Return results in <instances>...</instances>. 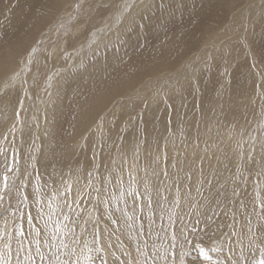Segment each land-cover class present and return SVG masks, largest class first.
<instances>
[{
    "label": "bare ground",
    "instance_id": "1",
    "mask_svg": "<svg viewBox=\"0 0 264 264\" xmlns=\"http://www.w3.org/2000/svg\"><path fill=\"white\" fill-rule=\"evenodd\" d=\"M13 1H15V0H13ZM27 1H29V0H27ZM30 1H32L31 5L35 6V3H33V0H30ZM203 1H202V3H203ZM243 1H244V3H243L244 5L241 6ZM20 2H22V1H20ZM130 2L133 4V8L129 10L131 15L129 16L128 19H122L120 23L116 22V16H117V12H118V6L123 3V0L122 1L121 0H55L54 2H51L52 3L51 7L53 9H56V11H55V16L53 17V19H51L49 21V24L46 26V29L49 32L52 31V29L56 23L61 25L60 21L63 20V17L67 16V14H66L67 12H70L71 10L74 11V10L78 9L76 7V5H79L78 10L81 9V13H80V15L78 14L79 18H77V16H76V18H77L76 22L72 23V26L70 27L68 32L65 34L66 36H64V35L60 36L59 40L55 43L56 47L58 48V52L61 53L60 49L66 50L65 58H67V62L65 64H62V65L60 64L61 67L58 66L60 69H58V67H57V69H54L55 70L54 72L47 71L44 73V77H46L48 74V76H51V79L49 80V78L47 77L48 82H47L45 89H43L42 92L40 91V95L38 94V96H37V105H36V107H34L36 110L34 123L32 124V127H30V130H32L33 134H34L33 135L34 136L33 137L34 138L33 143L35 146V154L34 155L37 154L38 150L40 153V150H41V152H44V150L46 149L47 154H46L45 158H43V161L46 162L47 160L52 159L53 163H54L55 157L58 159L57 162H55L53 164L54 167L51 168V171L49 170L50 172L48 171L47 173H45V170H43V172H40L41 173L40 177H42V179H41V181L39 180V182H37V183H39L40 185H44L45 181L48 182L47 185L41 189V196L44 197L45 200L47 198V194L51 193L53 188H60L61 180H67V181L71 182L73 185H75V187H82L84 189V192H86L85 190L86 189L88 190L89 187L87 186V183L84 180L86 178L85 175L89 171H92V174L94 176L93 186L96 185V186H98L97 188L102 189V191L99 192V197L101 196L100 205H102V208H100V211H99L101 213V215H99V218L101 216L104 220L107 219V217H106L107 215L105 213L106 208L110 209V211L113 213L109 214V216H110L109 219H111L112 222H114L115 226L117 227V228H115V230L113 229L114 231L117 230L116 231L117 234L115 232L111 233V231H112L111 228L109 231L107 229V227H104V228L101 227L100 223H99V225H96V228H95V230H96L95 232H99L103 237L101 255H103L109 261H112V258H113L112 254L114 252V249L116 248L117 239L120 238L121 235L126 236V237L127 236L130 237V239L133 241V243L138 244V245H140L142 243L141 240L143 241V239H141L137 233L138 229L136 230V228H135L136 225H133V223H132L133 219H129V216L133 212L134 208H135V210L137 208L145 209L142 207L143 206L146 207V205H144V203L146 204V202H144V200H141L139 198L140 195H142L144 193L145 186L148 187L151 199L154 202L158 200V201H163L164 203L168 204V207H163V205L162 206H158V205L156 206L155 204L153 205V209L156 206L157 211H159L160 213L163 212V214L161 213L162 215H164L165 213L169 214V209L172 208L171 201L175 197V194L177 191V187H178L177 180H179L181 182L180 191L181 192H188L189 193V199L192 202L202 205L201 201H205V204L207 205L206 206L205 204H203L206 207L204 209L202 207H200L198 210L189 209L187 207L175 209V211L178 213V216L183 215L188 219V217H190L192 213H194L196 215L197 212H200V213L210 212L212 210V207L214 206V202L206 201L202 197L203 195L201 196V194L206 193V192H203L204 186H205V188H207L206 195L208 194V185L205 184L202 188L201 193H197L198 182L200 180L205 179L206 177H211V179L215 182V187L213 189L214 193L215 192L229 191V189L231 187L230 188L228 187L229 189L225 191V189H227L226 185L231 186L232 184H236L235 182L239 178V176H240L239 174H241L240 172H244L245 168L249 166V165L245 166L247 164L246 163V156H245L244 162H241V160H240L241 154H243L244 152L239 153L240 149L243 148V147H241V142L245 141V139H247V141H248L250 134H253V132L251 133L249 131L250 125H248L249 123H247V121L249 120L248 122H250L251 119L254 118L253 115L256 116V114L264 116V114L261 111V106H262V104H264V100H262V96H264V85H262V88L259 92L257 91L256 87H254L253 89H255V88L256 89L252 90V91L249 89V87H247L245 89L246 91L244 90V94H242L243 93V91H241L242 89L241 90L238 89L240 92H242V93L239 92L242 95L240 97H238L239 96V94H238L237 95L238 98H237L236 97L237 93H235V95H233L234 96L233 100H227V97H224V98L221 97L226 92V90L223 92V90L225 89V88H223L221 94L217 93V94L221 95L220 97L218 95L216 96V92H214L215 97L213 96V98H215V100L213 99V102L211 101L210 106L209 107L207 106L209 109L206 107L209 111L206 109L207 112L204 114V116H203V114L201 116L202 112H200V116H198L197 113H199L198 112L199 110L197 109V113H195V116L196 117L198 116V119H197L198 121L197 120L192 121V119L190 120V118L187 121L186 120L187 118L184 117V119L186 118L185 120L187 122H184L185 127L182 124L183 126L181 129L180 128L181 124L179 125L177 123V121L174 120L177 123L175 126L176 129H177L178 125L180 127L177 129L178 131H175V129L169 130L170 133H168V134H167V132H165L166 129H163V128H165V124L167 125V123H168V120L167 121L165 120L166 116L164 117V120L166 121V123L163 125L164 127L162 128V127L157 126V125H160V126L162 125V124H160L161 123L160 119H163V118H160L161 116L158 113L159 111H161V110H159L160 104H162L163 102H166L168 100V98L169 99L171 98L174 102L178 103L181 100V97L183 94L182 89L185 88V86L187 88V86L190 85V86H193L194 88H196L198 69L202 68L203 66L208 64L209 63L208 61L212 59V56L216 55V54L213 55L212 51H213V49H215L219 45V43L221 44L223 42H226L225 46L229 42H233L236 45L240 44V46L242 47L241 54L245 55L246 57L249 56V58L253 62V66H254L255 80L257 81V83L260 82L261 76H264V69L261 68V70H258L255 66L256 65L254 63L255 62V56H254V53L252 51V47L250 45L251 43L249 42L250 41L249 37L251 36L252 32H254V30L262 27L261 25L264 22V20H263L264 19V0H223L219 3H217V7L220 8L221 10L223 9L222 11H225L227 13L228 12L230 13L233 8L236 9L237 7H239V9H238V12L233 11L234 14H232L233 12L231 13L232 19L230 20V23H228V25L226 27H224V30L222 32H218V33L215 32V29L218 28L215 25L214 32L212 30L211 33H209V32L207 33V38L205 39V42H204L205 47L203 46L202 50H200V52L203 50H206L205 53H203L204 52L203 51L198 55H196V54L192 55L191 54L192 55L191 57L189 56L185 61L180 63L173 70H170V69L165 70V69H168L167 68L168 66H170L168 63H165L164 66H161L162 67L161 70L153 71L152 73H155V75H153V77L148 79V80L146 79V81L143 83L139 82V79L137 77L135 78L133 75H124L123 77H121L119 79V81H117V83H113L111 86H106V85L102 86L104 84V82L106 83L108 81V78H110L109 73H108L109 58L112 59L113 57L117 56V54L112 55L109 53V52H112V46L110 47V49L108 51L106 50L107 52L104 50V46L107 48V45H110L113 42L116 45H119L120 41L123 39V38L121 39V37L123 35H125L128 31H130L132 29H137V26L139 23L138 21H140V24H141V22H142L141 17L145 14L146 11L151 10L153 8V4H154V0H130ZM176 2H178V1H176ZM9 3H11V2H9ZM28 3H30V2H28ZM38 3H41V2H38ZM164 3H165V1H164ZM194 3L196 4V1ZM7 4H8V2H7ZM21 4L22 3H20L19 5H21ZM165 4H167V3H165ZM173 4L174 3H172L171 5H173ZM195 4H194V7H196ZM8 5H10V4H8ZM17 5H18V3H17ZM163 5H161V6H163ZM171 5H170V7H171ZM185 5H183L184 9H185ZM166 6L167 5H165V8H166ZM159 7H160V5H159ZM177 8H178V6H177ZM218 8L216 10H218ZM105 9H107V14L100 15L101 12H103V11L105 12ZM162 9H163V7H162ZM13 10H14V8H13ZM176 10H178V9H176ZM18 11H19V9H15V12H18ZM183 11H185L187 13L188 10L187 11L183 10ZM171 12H172V10H171ZM174 12H175V10H174ZM210 12H212V11L210 10ZM178 13L175 14V18H177L176 15ZM197 13H198V9H197ZM209 14H211V13H209ZM5 15H7V14H5ZM125 15H128V14L126 13ZM186 15L188 16V14H186ZM204 15H206V13H204ZM172 16H170V17H172ZM179 16H181V15H179ZM198 16L200 17V15H198ZM0 17H2V16H0ZM18 17L21 18L20 15ZM194 17L195 16H193V18ZM19 18H17V20L14 19V21L12 22L13 27H15L18 24V22L20 20ZM166 18H169V17H167V15H166ZM207 18L204 19L206 23L208 22V21H206ZM182 19H181V23H179V24H182ZM175 20H177V19H175ZM189 20L190 19H188V21ZM183 21H184V19H183ZM191 21L193 22L192 19H191ZM201 21H202V18H201ZM44 22H45V20L43 18H41V16H38L36 18V21L34 23H32V25L30 26L31 30L29 33H32V36L35 37L34 39L33 38L32 39L33 40L36 39V42L33 43L34 47H33V44L29 47L27 53L25 54V56L23 57V59L19 65H14L15 64V62H14L15 57L14 56L17 53V51L19 50L20 45L24 44V41H25L24 36H21L19 33L17 35H16V33H14L13 35L10 33L12 36H9V37H12V40L8 44H6V42L3 43V41H6L7 39L2 41L3 44L0 43V93L4 94V92L6 91L5 89H7L9 87L10 88H16V87L20 88L21 91H23V93H24L25 87L27 88V82H28L27 79H29V78H27V72H28V69L30 67V64L28 63V61L30 59L29 54L32 53V56H31V59H32L33 55H34L32 52L33 48H35L37 50L40 47V45L41 46L44 45V44H41V41H42L41 39H43V37H45L44 32L46 31V29L44 32H41V29L39 27L40 24H43ZM185 22H183L182 25H186L187 23L184 24ZM211 22H209V23H211ZM193 23L195 24V21ZM196 23H198V22L196 21ZM155 24H156V22H155ZM198 24L201 25V22ZM151 25H150V28L152 27ZM172 25L174 27V24H172ZM203 25L205 26L204 22H203ZM234 25H236V27ZM88 26L89 27L92 26L90 28H92L93 30L89 33L90 34V36L88 35L89 38L86 37L87 39L86 38L82 39V37H84L85 34H84V36H82V35L80 36V34H82L83 28H85V27L87 28ZM142 26H143V24H142ZM153 26H154V24H153ZM155 27H157V25H155ZM190 27H192V26H190ZM7 28H8V26H7ZM200 28H203V27H200ZM211 28H213V27H211ZM167 29H168V27H167ZM227 29H228V32H227ZM87 30H85L86 33H87ZM201 30H203V29H201ZM171 31H172V29H171ZM179 31H180V29H179ZM52 33H54V32H51V34ZM168 33H169V30H168L167 34ZM175 33H178V32H175ZM204 33L206 34V32H204ZM154 34H156V32ZM263 34H264V32H263ZM181 35H184V34L181 33ZM225 35H229L230 37H227ZM38 36H40L39 39H38ZM168 37H170V36H168ZM224 37H227V38H224ZM124 38H126V37H124ZM163 38L161 40H163ZM165 38H166V36H165ZM173 38H174V35H173ZM28 39H30V38H28ZM170 39L172 40V36ZM191 39H192V37H191ZM141 40H142V38H141ZM165 40H167V39H165ZM174 40H176V38ZM70 41H73V42H71L70 52H69V51H67L66 47H69L68 42H70ZM31 42H30V44H31ZM125 42H126V40L124 39L123 43H125ZM215 42H219V43H215ZM157 44H160V43H157ZM172 44H173V42H172ZM212 44H213V46H215V48L212 47ZM160 45L162 46L163 44H160ZM228 45L231 47L233 46V44H228ZM152 46H153V44H152ZM30 49H31V51H30V53H28ZM102 49L104 50V55L101 54ZM216 49H218V48H216ZM165 50H166V48H165ZM216 52H218V51H216ZM107 53H108V55H107ZM221 54L228 55L229 52L228 51L226 52L225 50H223L221 52ZM51 55L52 56H50L48 58L49 61L51 60V58L55 57V54H51ZM44 58L47 59V56H44ZM90 58H92V59H90ZM223 58H225V57L223 56ZM226 58H228V57H226ZM85 59L88 60V61H86V63H85ZM178 59H180V58H178ZM195 59H196V61H194ZM89 60H91V61H89ZM211 62H212V60H211ZM67 64H69V66H70V71L69 70L66 71V66H68ZM110 65L113 66V64H111V63H110ZM189 65L191 67H189ZM198 66H199V68H197ZM208 66H209V64H208ZM220 66H221V64H220ZM115 67H116V65H115ZM173 67H175V66H173ZM211 67H212V65H211ZM221 68H222V66H221ZM41 69H43V67H41ZM225 69H226V67H225ZM43 71H44V69H43ZM161 71H165V72H161ZM199 72H200V70H199ZM216 72H217V70H216ZM30 73H32V71H30ZM257 73H259L260 75H257ZM42 74H43V72H42ZM118 77H119V75H118ZM43 79H46V78H43ZM43 79H42V81H43ZM220 79H221V77H220ZM226 79H227V77H226ZM231 80H232V77H231ZM39 81H41V79ZM44 81H43V83H44ZM207 81H208V78H207ZM256 81H255V83H256ZM211 82H212V80H211ZM203 83H204V81H203ZM219 84H224V83H221V81H220ZM249 84H251V82ZM74 85H78V87H84L85 90H88L89 88H91V89H89L87 92H83V91L80 92L82 95L79 98V101L76 103V105L73 106V118L71 117L73 119L72 122H73V126L75 128L73 135L69 138V140H67L66 143H63L62 145H60V144L56 145V132H57L58 127H59V122L62 120L63 115L65 113V109L67 108L66 104H65V97L67 96L66 92L68 91V89L71 90V87H73ZM216 85L218 86V83ZM193 87H191V89ZM37 88L41 89L42 85H41V87L39 85V87H37ZM197 89H198V87H197ZM218 89H219V87H218ZM202 90H204V89H202ZM216 90H217V88H216ZM214 91H215V89H214ZM197 92H200V91H197ZM217 92H218V90H217ZM229 92H230V90H229ZM236 92H237V89H236ZM210 93H211V91L209 92V95H211ZM232 93L234 94V92H232ZM195 94H196V92H195ZM197 94H199V93H197ZM34 95L36 96V94H34ZM186 96H187V94H186ZM197 96L199 98V95H197ZM197 96H196V98H197ZM210 97H212V95ZM5 98H3V99H5ZM198 98H197V100H198ZM219 98H220V101H219ZM22 99H24V98H22ZM189 100H190V98H189ZM206 100H207V98L204 99L205 103H206ZM112 101H114V102L112 103ZM183 101H185V100H183ZM168 102L170 103V101H168ZM176 103H175V105H176ZM199 103H200V101H199ZM201 103H203V102H201ZM165 104L167 105V103H165ZM171 104H172V102H171ZM162 105H164V103ZM179 105H181V104H179ZM18 106H19V104H18ZM188 106H190V105H188ZM198 106L200 107V105H198ZM205 106H206V104H205ZM161 107H163V106H161ZM20 109H22V108L20 107ZM20 109H18V111ZM170 109L168 108V110H170ZM202 109H204V107H202L201 110ZM22 111H23V109H22ZM163 111H165V109ZM165 112H167V111H165ZM138 113L141 115L142 118L145 117L147 124L151 123L150 121L155 123V124H153V128L150 127L152 130L149 129L147 131H144V129H142V131L147 132L146 133L147 135L145 134L147 137L145 136L146 138L144 140L142 139V141L141 140L136 141L137 139L139 140V138L135 137L136 138V140H135L133 137L134 136L133 133H131V134H128L127 136H123V139H117V133L120 129H124V127H129V126L131 127L132 125H135L136 115H138ZM168 113H170V112L168 111ZM182 113H183V111H182ZM253 113H255V114H253ZM187 115H188V113H187ZM139 116H138V118H139ZM158 116H160V117H158ZM190 116H191V118L193 117L192 114ZM130 117H135V119L130 120ZM196 117L193 118V120L196 119ZM258 117L256 116V118H258ZM166 118L169 119V117H166ZM174 118H175V116H174ZM174 118H172V119H174ZM176 118H177V116H176ZM180 118L182 119V115L180 116ZM256 118H254V120H252V121L256 122L255 121V120H257ZM170 119H171V117H170ZM184 119H182V120L184 121ZM174 121H173V123H175ZM252 121H251V123H252ZM16 122H18V121L13 115V109L11 107L10 101L4 100V101L0 102V126H1L0 145H2V146L5 145L3 136H4V134H6V132L8 130H15L16 129V124H17ZM162 123H164V121ZM187 126L189 128V131H192L191 133L187 132L188 131L186 128ZM171 127H169V129ZM253 127H254V125H253ZM173 128H174V126H173ZM246 128H248V131ZM129 129H131V128H129ZM139 129L141 130L140 127H139ZM69 133H70V131H69ZM20 135H16V137L20 136ZM45 136H48V137L46 139V142L44 141L45 142V144H44V143H42V140L45 139ZM259 136H260V134L258 135V137ZM139 137H141V134ZM253 137H256V136H253ZM252 142H254V141H252ZM27 148H29V147H27ZM94 150L97 151L95 163L100 165V168L98 171H96L93 167V151ZM243 150H248V149H243ZM54 151H55V154L53 153ZM257 154L258 153H256V155ZM1 158L2 157H0V162L2 161ZM256 159H257V157H256ZM258 159H259V157H258ZM32 160H35V158ZM33 163H34V161H33ZM244 163H245V165H244ZM174 164H175V166H174ZM238 164H242V166L239 169L237 167ZM189 165L191 166V176H192L191 181L186 180V173L189 172ZM181 167L183 168V171L179 170ZM250 167H252V166H250ZM242 168L244 169V171L242 170ZM201 169L203 170V175H201ZM248 169L246 168V171H248ZM52 171H53V173H52ZM130 171H131V176L129 175ZM165 172H167V176H165ZM251 172H253V171H251ZM101 174L107 180L110 181L107 184L106 188H104V185L101 183V181L99 179V176ZM247 175H248V173H247ZM242 176H243V174H242ZM24 178L25 177H23V179ZM116 178H119V180H120L119 185L116 184ZM254 180H255V178H254ZM53 181L55 183H53ZM244 181H245V179H244ZM189 183L191 184L190 188L185 186L186 184H189ZM229 183H231V184L229 185ZM254 183H255V181H254ZM250 185H252V188L254 187L252 182ZM130 186L134 190L137 191V198L135 201H134L132 196L127 194ZM233 186H235V185H233ZM232 189H230V191ZM31 191H32V188H31ZM61 191H62V189H61ZM230 191H229V193H230ZM122 192L124 193L123 196H121ZM252 194L253 193L250 191V198H251ZM165 197L167 198V201H165ZM82 199H83V196L81 197V201H82ZM221 199H223V198H221ZM57 201L62 203V200H60L59 196H57ZM81 201H80L78 206L73 205L74 211L71 213L72 218H73V216L77 215L76 213H78L79 211L81 212V210H82ZM4 205H6V203ZM54 206H55V204H54ZM248 206H249V204H248ZM43 208H44V212H43L42 217H38V219H37V222L40 224L41 227H44V221L47 220V218H48V209H47L46 203H43ZM249 208L252 209V207H250V206H249ZM182 209H185V212L182 211ZM223 209L225 210V208H223ZM151 210H152V208H151ZM31 211L35 215V211H36L35 207H32ZM153 211L155 212V209ZM249 211L245 210L244 213L247 214V213H249ZM182 212H184V213L182 214ZM220 212H221V210H220ZM143 213H145V212H143ZM12 214H13V209L11 208L9 210V212L3 218L0 219V228H4L5 226H8L11 229ZM141 214H140V216H141ZM96 215H98V213ZM221 215L223 216L224 214L221 213ZM192 216H194V215H192ZM241 216L242 217L239 218V223L237 225L238 232L243 230L242 227L245 228L246 223H247L245 221V216H243V215H241ZM185 217H183V218L185 219ZM79 219H80V217H79ZM192 219H193V217H192ZM200 219L203 220V216H201ZM251 219H252V217H251ZM99 220H101V219H99ZM163 220L165 221V223H163ZM255 220L257 221V218ZM6 221H7V225H6ZM77 221H79V220H77ZM183 221H185V220H183ZM223 221H224V219H223ZM230 221H231V219H230ZM178 222H177V224H178ZM188 222H189L188 225H190L191 218H190V221H188ZM220 222H221V220H220ZM65 223L70 224L69 222H65ZM82 223H85V222H83V221L79 222L80 228L83 227ZM153 223H155V225H153V226H154V228H156L155 232L153 233V234H155V236H153V237H156V241L159 242L164 237H166L165 235L167 232H165V229L171 228V227H169V220L166 217L164 219H160V220L154 219ZM166 223L168 224V226L165 225ZM114 224H113V226H114ZM177 224L175 223V225H177ZM186 224H187V222H186ZM181 225H182V223H181ZM181 225H180V227H181ZM161 226L163 227L164 230L160 229ZM75 227H76L75 225L71 226V228L74 230H75ZM184 227H187V226H184ZM253 227H255V225ZM92 228H94V227H92ZM148 228H149V226H148ZM148 228H145V229H148ZM172 228H174V226ZM172 228L170 229L171 231H172ZM141 229H142V227H141ZM225 229H227V228H225ZM245 230H244V232H245ZM66 231L68 233V229H66ZM76 231H78V230L76 229L75 231H73V233H71V236H70L71 239L70 240H72V241H71L70 247L76 248V251H77V253L81 259V264H86L87 258L89 256H94L96 254V252L94 250V246H93V239H94L93 233H91L90 236L87 234L78 235L76 233ZM185 233H186V231H185ZM228 233H226V234H228ZM246 235H248V234H246ZM169 236H171V235H169ZM257 236H259V235L257 234ZM68 237L69 236L67 235V238ZM226 237L227 236L225 235L223 241L226 240L225 239ZM244 237L245 236H243V238ZM73 239L78 240L79 243L73 245V243H72ZM126 239L127 238H125V241H126ZM144 239H145V237H144ZM147 239H145V240H147ZM154 239L155 238H153V240ZM234 239H237V238H234ZM246 240L248 241V239H246ZM253 240H255V241L254 242L252 241L251 245L253 244L254 247H258L256 245L257 244L256 242L260 241V239H257L255 237ZM220 241H221V239H220ZM223 241H222V244H223ZM235 242H234V244L230 243L231 245H228V247H227L228 250H225L226 255L220 254L221 259H225L228 256H232L234 259H239L241 252H243V255L245 254L244 248L240 244L245 243L246 241L245 242L240 241L241 243L237 242V245L235 244ZM225 243H227V242H225ZM89 244L90 245L92 244L93 254H91V252H89V249L91 248V246L89 247ZM146 244H147V242H146ZM251 245L249 246L248 242H247V246L252 247ZM150 246H151V244H150ZM13 247H15V244H13ZM254 247H253V250H254ZM149 249H151V248H149ZM229 249H231V251ZM253 252H255V251H253ZM255 254H256V252H255ZM244 257H245V255H244ZM179 261H178V264L180 263ZM97 263L98 262H96V264ZM183 264H189V261H186L185 263L183 261Z\"/></svg>",
    "mask_w": 264,
    "mask_h": 264
},
{
    "label": "rangeland",
    "instance_id": "2",
    "mask_svg": "<svg viewBox=\"0 0 264 264\" xmlns=\"http://www.w3.org/2000/svg\"><path fill=\"white\" fill-rule=\"evenodd\" d=\"M0 43H2L3 40L7 39L6 41H3V43L6 42V44H8L11 40H12V37H9V36H12L14 33H16V35L19 33L21 36H24V44L20 45V48L19 50L17 51V53L15 54V64L14 65H19L23 59V57L25 56V54L27 53L29 47L34 43L36 42V39L33 40L35 37L32 36V33H29L30 30H31V25L32 23H34L36 21V18L38 16H41V18H43L45 20V22L43 24H40V29H41V32H44L45 29H46V26L49 24V21L51 19H53V17L55 16V11L56 9H53L51 7L52 3L51 2H54L55 0H33V3H35V6L34 5H31L32 1H27V0H0ZM13 1V2H12ZM18 1V2H17ZM22 1V2H20ZM25 1V2H24ZM122 1V0H121ZM160 1V2H159ZM154 0V4H153V10H148L145 12V14L141 17V24H140V21H138V26H137V29H132L130 31H128L125 35H123L121 37V41L119 43V45H116L114 42L111 43L110 45H107V48L104 46V50L108 51L110 49V47L112 46V52H109L110 54L112 55H115L117 54V56L113 57L112 59L109 58V65H108V73H109V77L108 78V81L102 85V86H111L113 83H117V81H119V79L121 77H123L124 75H133L135 78L137 77L139 79V82H145L146 79H150L153 77V75H155V73H152L153 71L155 70H161V66H164L165 63H168L170 66H168L167 68L168 69H165V70H173L175 69L180 63H182L183 61H185L189 56L191 57L193 54H200L201 52L205 53L206 50H203L200 52V50H202V47L204 45V42H205V39L207 38V33H211V31L213 30L214 32V29H215V25L216 27H218L217 29H215V32H222L224 30V27H226L228 25V23H230V20L232 19V16H231V13L234 11V12H238V9L239 7H237L236 9L233 8L232 11L228 14L227 12L225 11H222L220 8L217 7V3L223 1V0ZM167 3L165 4L164 3ZM178 1V2H176ZM183 1V2H182ZM196 1V4L194 3ZM203 1V3H202ZM10 4L8 5L7 4ZM11 2V3H9ZM15 2V3H14ZM30 2V3H28ZM37 2V3H36ZM38 2H41V3H38ZM187 2V3H186ZM201 2V3H200ZM18 5L20 3H22L21 5ZM159 3V4H158ZM162 3V4H161ZM172 3H174L173 5H171ZM179 5H178V4ZM196 7H194V4ZM244 1L242 2L241 6L244 5L243 4ZM2 4V5H1ZM13 4V5H12ZM16 4V5H15ZM24 4V5H23ZM164 4V5H163ZM186 4V5H185ZM211 4V5H210ZM160 5V7H159ZM163 5V6H161ZM165 5L166 8H165ZM171 5V7H170ZM182 5V6H181ZM185 5V9H184V6ZM193 5V6H192ZM2 6V7H1ZM14 6V7H13ZM22 6V7H21ZM173 6V7H172ZM178 6V8H177ZM240 6V7H241ZM18 7V8H17ZM156 7V8H155ZM163 7V9H162ZM176 7V8H175ZM194 7V8H193ZM217 7L218 10H216L215 8ZM14 8V10H13ZM171 8V9H170ZM174 8V9H173ZM191 8V9H190ZM15 9H19L18 12H15ZM73 9V8H72ZM79 9V8H78ZM71 10L70 12H67V16L66 17H63V20H61V25H59L58 23H56L52 29L51 32H54L51 34V32L46 31L44 32L45 33V37H43V39H41V44H44V45H40V47L36 50L35 53H33V58L31 59V63H30V67L28 69V72H27V79L28 82H27V88L25 87V91L23 93V91H21L20 88H7L5 89L6 91L3 93H0V102L4 101V100H9L10 101V104H11V107L13 109V115L14 117L17 119L18 122H16V129L15 130H8L6 132V134H4V143L5 145L2 146L0 145V149H4L7 153V155L9 157L12 156L13 154V149L16 150L17 153H19L20 157L22 158L21 159V165L23 168H26L27 169V173L30 174L31 176V179H32V182L33 184H36L37 182H39V180L41 181L40 179V175L41 173L40 172H43V170H45V173H47L49 170L51 171V168H53V164L55 162H57V158L55 157L54 159V163H53V160H47L46 162L43 161V158H45L46 154H47V151L46 149L44 150V152H41L40 150V153H39V150L37 152L36 155L35 154V146H34V143H33V131L30 130V127H32V124L34 123V118H35V113H36V110L34 107H36L37 105V96L38 94L40 95V91L42 92L43 89H45L46 85H47V82H48V74L46 77H44V73L47 72V71H52L54 72L55 70L54 69H57L58 66L61 67L62 64H65L67 62V58H65V52L66 50H62L60 49L61 53L58 52V48L56 47L55 43L59 40L60 36L64 35L66 36L65 34L68 32V30L70 29V27L72 26V23L76 22V19L79 18L78 14L80 15L81 13V9L80 10ZM157 9V10H156ZM170 9V10H169ZM178 9V10H176ZM196 9V10H195ZM197 9H198V13H197ZM7 10V11H6ZM163 10V11H162ZM168 10V11H167ZM172 10V12H171ZM175 10V12H174ZM183 10H188L187 13ZM203 10V11H202ZM210 10L212 12H210ZM220 10V11H219ZM76 11V12H75ZM80 11V12H79ZM215 11V12H214ZM179 12V13H178ZM234 12L232 14H234ZM12 13V14H11ZM178 13L176 15L177 18H175V14ZM184 13V14H183ZM201 13V14H200ZM203 13V14H202ZM204 13H206V15H204ZM211 13V14H209ZM227 13V14H226ZM7 14V15H5ZM11 14V15H10ZM63 14V13H62ZM103 14H107V9H105V12H101L100 15H103ZM173 16H172V15ZM188 14V16L186 15ZM20 15L21 18H19L18 16ZM166 15L167 17L169 18H166ZM172 17H170V16ZM200 15V17L198 16ZM209 15V16H208ZM231 17H230V16ZM77 16V18H76ZM145 16V17H144ZM184 18H183V17ZM187 16V17H186ZM193 16H195L193 18ZM202 16V17H201ZM5 17V18H4ZM184 21H183V19ZM190 17V18H189ZM208 17V18H207ZM225 17V18H224ZM229 17V18H228ZM7 18V19H6ZM17 18H19V22L18 24L13 27V24L12 22L14 21V19L17 20ZM67 18V19H66ZM167 20H166V19ZM171 18V19H170ZM186 18V19H185ZM201 18H202V21L204 22L205 26L203 25V22L201 21ZM205 18L206 21H208L207 23L205 22ZM221 18V19H220ZM12 19V20H11ZM140 19V18H139ZM146 19V20H145ZM169 19V20H168ZM177 19V20H175ZM181 19H182V24L183 22H185L184 24L186 25H182V24H179L181 23ZM188 19H190L188 21ZM191 19L193 20V22L195 21V24L191 21ZM209 19V20H208ZM229 19V20H228ZM5 20V21H4ZM144 20V21H143ZM159 20V21H158ZM172 20V21H171ZM174 20V21H173ZM264 20V19H263ZM149 21V22H148ZM162 23H161V22ZM164 21V22H163ZM196 21L198 23L201 22V25L196 23ZM213 23H212V22ZM7 22V23H6ZM153 22V23H152ZM156 22V24H155ZM159 22V23H158ZM211 22V23H209ZM165 23V24H164ZM179 25H178V24ZM194 25H193V24ZM215 23V24H214ZM95 24V23H94ZM143 24V26H142ZM152 24V25H151ZM154 24V26H153ZM162 24V25H161ZM174 24V27L173 25ZM176 24V25H175ZM8 28H7V26ZM150 25L152 26L150 28ZM155 25H157V27H155ZM181 25V26H180ZM196 25V26H195ZM211 25V26H210ZM141 26V27H140ZM192 26V27H190ZM236 27V25H234ZM262 27L261 28H257L256 30H254V32H252L251 36L249 37V42L251 43V47H252V51L254 53V56H255V66L258 70H261L264 69V22L263 24L261 25ZM13 27V28H12ZM92 27V26H90ZM89 26L86 28H83L82 30V34H80V36H85L82 37V39L84 38H89L90 36V32L93 30L92 28H90ZM143 27V28H142ZM163 29H162V28ZM168 27V29H167ZM173 27V28H172ZM182 27V28H181ZM200 27H203V28H200ZM213 27V28H211ZM180 31H179V29ZM189 28V29H188ZM222 28V29H221ZM88 29V30H87ZM155 29V30H154ZM158 29V30H157ZM172 29V31H171ZM194 29V30H193ZM203 29V30H201ZM208 31H207V30ZM221 29V30H220ZM234 29V28H233ZM85 30H87V33L85 32ZM169 30V33L167 34ZM177 30V31H176ZM189 30V31H188ZM206 30V31H205ZM263 30V31H262ZM89 31V32H88ZM154 31V32H153ZM186 31V32H185ZM148 32V33H147ZM156 32V34H154ZM158 32V33H157ZM165 34H164V33ZM172 32V33H171ZM175 32H178V33H175ZM206 32V34L204 33ZM227 32H228V29H227ZM12 35H11V34ZM171 33V34H170ZM184 34V35H181ZM205 35H204V34ZM9 34V35H8ZM48 34V35H47ZM174 35V38H173V35ZM192 34V35H191ZM195 34V35H194ZM226 34V33H225ZM31 35V36H30ZM51 35V36H50ZM56 35V36H55ZM89 35V36H88ZM133 35V36H132ZM136 37H135V36ZM159 35V36H158ZM177 35V36H176ZM27 36V37H26ZM59 36V37H58ZM63 36V37H64ZM148 36V37H147ZM155 36V37H154ZM161 36V37H160ZM164 38H163V37ZM166 36V38H165ZM170 36V37H168ZM172 36V40L170 39ZM176 36V37H175ZM188 36V37H187ZM227 37H230L229 35H225ZM40 36H38V39H39ZM126 37V38H124ZM134 37V38H133ZM142 40H141V38ZM150 37V38H149ZM168 37V38H167ZM192 37V39H191ZM205 37V38H204ZM227 37H224V38H227ZM9 38V39H8ZM30 38V39H28ZM33 38V39H32ZM46 38V39H45ZM86 38V39H87ZM163 38V40H161ZM176 38V40H174ZM185 38V39H184ZM188 38V39H187ZM124 39L126 40L125 43H123ZM148 39V40H147ZM156 39V40H155ZM158 39V40H157ZM167 39V40H165ZM169 39V40H168ZM155 40V41H154ZM165 40V41H164ZM193 40V41H192ZM224 40V39H223ZM32 41V42H31ZM157 41V42H156ZM235 41V40H234ZM31 42V44H30ZM65 42V41H64ZM71 42L73 41H70L68 42V46L69 47H66L67 51L70 52V46H71ZM143 42V43H142ZM153 42V43H152ZM164 42V43H163ZM173 42V44H172ZM2 43V44H3ZM28 43V44H27ZM146 43V44H145ZM157 43H160V44H163L162 46L160 44H157ZM175 43V44H174ZM215 43H219V42H215ZM225 43L226 42H223V43H219V45L216 47V48H220L219 50L215 48V46H213L212 44V47H214L215 49H213L212 53L213 55L215 56H212V62L211 60H209L208 64H206L205 66H203L202 68H199V66L197 68L198 71H197V86L196 88H194L193 86H190L188 85L187 88L185 86V88L182 89V97H181V100L176 103L174 102L171 98L166 101V102H163L164 105L160 104L159 106V115L161 116H158L160 118H163V119H160L161 120V123L162 124L161 126L160 125H157L158 127H164L163 125L166 123V121L168 120V123L167 125L165 124V128L163 129H166L165 132L170 133L169 130H174L175 131H178L177 129L180 127L179 125L181 124V129H182V126L184 125V122H187L188 119L190 118V120L192 119V121H195L198 119V116H200V112L201 113V116L207 112L206 109L210 106L211 104V101L213 102V99L215 100V98H213V96L215 97V93L216 92V96L218 95L219 97L222 93V90L223 88H225L223 90V92L226 90L225 94L222 95L221 97H227V100H233L235 93L236 94V97L237 95L239 94L238 97H240L242 94H244V90L249 87V89L252 91V90H255L253 89L254 87H256V84H257V81L255 80V71H254V66H253V62L251 61V59L248 57H246L245 55H242L241 54V51H242V47L239 45H236L235 43L233 42H229L227 43V45L225 46ZM30 44V45H29ZM36 44V43H35ZM117 46H115V45ZM153 44V46H152ZM165 44V45H164ZM167 44V45H166ZM228 44H233V46H229ZM109 46V47H108ZM173 46V47H172ZM33 47H34V44H33ZM162 47V48H161ZM166 50H165V48ZM168 47V48H167ZM225 47V48H224ZM153 48V49H152ZM170 48V49H169ZM156 51H155V50ZM164 49V50H163ZM222 49V50H221ZM227 49V50H226ZM229 49V50H228ZM104 50L102 49L101 50V54L104 55ZM225 50L226 52L228 51L229 54L228 55H224V54H221V52ZM31 49L29 50L28 53H30ZM42 51V52H41ZM106 51V52H107ZM183 51V52H182ZM192 51V52H191ZM197 51V52H196ZM199 51V52H198ZM218 51V52H215ZM232 51V52H231ZM103 52V53H102ZM138 52V53H137ZM256 52V53H255ZM42 53V54H41ZM46 53V54H45ZM95 53V52H94ZM48 54V55H47ZM51 54H55V57L51 58V60L49 61L48 58L50 56H52ZM99 54V53H98ZM138 54V55H137ZM173 54V55H172ZM178 54V55H177ZM192 54V55H191ZM41 55V56H40ZM61 55V56H60ZM108 55V53H107ZM236 55V56H235ZM37 56V57H36ZM40 56V57H39ZM44 56H47V59L44 58ZM151 56V57H150ZM223 56L225 58H223ZM59 57V58H58ZM63 57V58H62ZM216 57V58H215ZM219 57V58H218ZM228 57V58H226ZM259 57V58H258ZM116 58V59H115ZM135 58V59H134ZM180 58V59H178ZM92 59V58H90ZM199 59V58H198ZM223 59V60H222ZM248 59V60H247ZM177 60V61H176ZM229 60V61H228ZM236 60V61H235ZM240 60V61H239ZM242 60V61H241ZM86 60L85 59V63H86ZM91 61V60H89ZM196 61V59L194 60ZM223 63H222V62ZM228 61V62H227ZM244 61V62H243ZM251 61V62H250ZM13 62V63H14ZM64 62V63H63ZM127 62V63H126ZM136 62V63H135ZM250 62V63H249ZM113 64L112 65H110ZM130 63V64H129ZM225 63V64H224ZM61 64V65H60ZM212 67H211V65ZM222 68H221V66ZM232 64V65H231ZM49 65V66H48ZM68 66H66V71H70V66L69 64H67ZM116 65V67H115ZM153 65V66H152ZM259 65V66H258ZM48 66V67H47ZM126 66V67H125ZM135 66V67H134ZM175 66V67H173ZM226 69H225V67ZM228 66V67H227ZM233 66V67H232ZM41 67H43V69H41ZM140 67V68H139ZM189 67H191L189 65ZM209 67V68H208ZM31 68V69H30ZM128 68V69H127ZM204 68V69H203ZM225 70H224V69ZM228 68V69H227ZM231 68V69H230ZM39 69V70H38ZM46 69V70H45ZM58 69H60L58 67ZM203 69V70H202ZM208 69V70H207ZM34 70V71H33ZM113 70V71H112ZM120 70V71H119ZM200 70V72H199ZM213 70V71H212ZM217 70V72H216ZM219 70V71H218ZM224 70V71H223ZM230 70V71H229ZM30 71H32V73H30ZM65 71V70H64ZM65 71V72H66ZM132 71V72H131ZM142 71V72H141ZM215 71V72H214ZM227 71V72H226ZM229 71V72H228ZM43 72V74H42ZM124 72V73H123ZM161 72H165V71H161ZM210 72V73H209ZM219 72V73H218ZM226 72V73H225ZM30 73V74H29ZM35 73V74H34ZM218 73V74H217ZM222 73V74H221ZM32 74V75H31ZM40 74V75H39ZM208 74V75H207ZM35 75V76H34ZM37 75V76H36ZM39 75V76H38ZM119 75V77H118ZM228 75V76H227ZM202 76V77H201ZM212 76V77H211ZM225 78H224V77ZM46 78V79H43V78ZM48 77V78H47ZM145 77V78H144ZM148 77V78H147ZM155 77V76H154ZM206 77V78H205ZM219 77V78H218ZM221 77V79H220ZM227 77V79H226ZM229 77V78H228ZM231 77H232V80H231ZM207 78H208V81H207ZM211 78V79H210ZM41 79V81H39ZM44 83H43V81ZM218 79V80H217ZM226 79V80H225ZM38 80V81H37ZM212 80V82H211ZM204 81V83H203ZM210 81V82H209ZM221 81V83H224V84H219ZM230 81V82H229ZM256 81V83H255ZM40 82V83H39ZM209 84H207V83ZM239 82V83H238ZM251 82V84H249ZM203 83V84H202ZM218 83V86L216 85ZM228 85H227V84ZM255 83V84H254ZM110 84V85H109ZM233 84V85H232ZM41 87L42 85V88L38 89L37 87ZM223 85V86H222ZM37 86V87H36ZM190 86V87H189ZM203 86V87H202ZM225 86V87H224ZM233 86V87H232ZM191 87H193L191 89ZM198 87V89H197ZM219 87V89H218ZM228 87V88H227ZM242 87V88H241ZM35 88V89H34ZM218 92H217V90ZM222 88V89H221ZM34 89V90H33ZM91 89V88H89ZM88 89V90H89ZM204 89V90H202ZM215 89V91H214ZM228 89V90H227ZM236 89H237V92H236ZM243 91L240 92L239 90ZM13 90V91H12ZM88 90H85L84 87H78V85H74L73 87H71V90L68 89V91L66 92V97H65V104H66V109H65V113L63 115V118L62 120L59 122V127H58V130L56 132V145L60 144L62 145L63 143H66L67 140H69V138L73 135V132L75 131V128L73 126V106L76 105V103L79 101V98L81 97V93L80 92H87ZM230 90V92H229ZM233 90V91H232ZM235 90V91H234ZM197 91H200V92H197ZM211 91V95L212 97H210L211 95H209V92ZM221 91V92H220ZM246 91V90H245ZM250 91V92H251ZM21 92V93H20ZM35 92V93H34ZM199 95V98L198 96ZM202 92V93H201ZM234 92V94L232 93ZM242 94H240V93ZM187 96H186V94ZM191 93V94H190ZM213 93V94H212ZM219 93V94H217ZM246 93V92H245ZM25 94V95H24ZM27 94V95H26ZM36 94V96L34 95ZM229 94V95H228ZM232 96H231V95ZM202 95V96H201ZM209 95V96H208ZM22 96V97H21ZM198 100H197V98ZM6 97V98H5ZM210 97V98H209ZM230 97V98H229ZM237 97V98H238ZM5 98V99H3ZM24 98V99H22ZM190 98V100H189ZM206 103L204 101V99H206ZM217 98V97H216ZM232 98V99H231ZM3 99V100H2ZM218 99V98H217ZM236 99V98H235ZM172 100V101H171ZM185 100V101H183ZM187 100V101H186ZM197 100V101H196ZM115 101V100H114ZM112 101V103L114 102ZM170 101V103L168 102ZM200 101V103H199ZM219 101H220V98H219ZM172 102V104H171ZM182 102V103H181ZM184 102V103H183ZM188 102V103H187ZM192 102V103H191ZM198 102V103H197ZM203 102V103H201ZM210 102V103H209ZM167 103V105L165 104ZM176 103V105H175ZM194 103V104H193ZM197 103V104H196ZM19 104V106H18ZM171 106H170V105ZM181 104V105H179ZM206 104V106H205ZM22 105V106H21ZM178 105V106H177ZM184 107H183V106ZM186 105V106H185ZM190 105V106H188ZM196 105V106H195ZM200 105V107L198 106ZM163 106V107H161ZM192 106V107H191ZM208 106V107H207ZM20 107L23 109H20ZM197 107V108H196ZM204 107V109L201 110V108ZM207 107V108H206ZM20 109L18 111V109ZM162 108V109H161ZM168 108L170 110H168ZM173 108V109H172ZM190 108V109H189ZM196 108V109H195ZM16 109V110H15ZM165 109V111H163ZM178 111H177V110ZM181 109V110H180ZM189 109V110H188ZM193 109V110H192ZM197 109L199 110L197 113ZM209 109V108H208ZM207 109V110H208ZM204 110V111H203ZM18 111V112H17ZM70 111V112H69ZM163 111V112H162ZM168 111L171 113H168ZM183 111V113H182ZM192 111V112H191ZM209 111V110H208ZM24 114H23V113ZM166 114H165V113ZM18 113V115H17ZM70 113V114H69ZM137 113V112H136ZM179 113V114H178ZM182 113V114H181ZM188 113V115H187ZM195 113H197V117L195 116ZM72 114V115H71ZM168 114V115H167ZM182 115V119H184V117H186L184 121L180 118V116ZM192 114V118H191V115ZM255 114V113H253ZM264 114V113H263ZM23 117H22V116ZM140 114L138 113V115H136V123L135 125H132L131 127H124V129H127L124 133H123V136H127L128 134H131L133 133V137L134 139L136 140V138H139V140L137 139L136 141H142V139L144 140L147 136V132H144V131H147V130H152L151 128H153V124H155L154 122L150 121L151 123H148L146 122V119L145 117H141V115L139 116ZM170 115V116H169ZM179 115V116H178ZM34 116V117H33ZM139 116V118H138ZM169 117L166 118V117ZM175 116V118H174ZM177 116V118H176ZM254 118H256V116L258 118H256L257 120H255L256 122L252 121L254 120L251 119L250 122L247 121V123H249L248 125L249 126V131L253 134H250L249 136V139L247 141V139H245V141H242L241 142V148L239 153H243V154H246L248 151H252L253 152V155L255 157H257L258 159V155H259V148H260V145L259 142H255L257 145L255 147V149H251L252 148V144L254 142L253 141V136H256L257 138H259L261 136V132H259V125L261 122H264V116H261V115H253ZM21 117V118H20ZM69 117V118H68ZM72 117V118H71ZM141 117V118H140ZM164 117H165V120H164ZM171 117V119H170ZM179 117V118H178ZM193 120V118H195ZM19 118V119H18ZM138 118V119H137ZM174 118V119H172ZM260 118V119H259ZM141 120V121H140ZM176 120L177 123L179 124L177 126V129H176V121H174L175 123H173V121ZM189 120V121H190ZM164 121V123H162ZM172 123H171V122ZM179 121V122H178ZM191 121V122H192ZM198 121V120H197ZM196 121V122H197ZM181 122V123H180ZM183 122V123H182ZM252 125H251V124ZM140 124V125H139ZM151 124V125H150ZM183 124V125H182ZM259 124V125H258ZM29 125V126H28ZM149 127H147V126ZM172 127H171V126ZM254 125V127H253ZM171 127L169 129V127ZM174 126V128H173ZM138 127V128H137ZM139 127L141 128V130L139 129ZM151 127V128H150ZM185 127V125H184ZM66 128V129H65ZM70 128V129H69ZM131 128V129H129ZM148 128V129H147ZM187 128V132L191 133L192 131H189V128L188 126L186 127ZM69 129V130H68ZM142 129H144V131H142ZM168 129V130H167ZM247 131H248V128H246ZM0 130H1V126H0ZM21 130V131H20ZM28 132H27V131ZM180 130V129H179ZM253 130V131H252ZM70 131V133H69ZM142 131V132H141ZM14 132V133H13ZM19 132V133H18ZM66 132V133H65ZM137 133V134H136ZM139 133V134H138ZM144 135H143V134ZM13 134V135H12ZM21 134V135H20ZM141 134V137H139ZM146 134V135H145ZM260 134V136L258 137V135ZM16 135H20V136H17ZM137 135V136H136ZM143 135V136H142ZM252 135V136H251ZM13 136V137H12ZM31 136V137H30ZM146 136V137H145ZM19 137V138H18ZM48 136H45V139L42 140V143L45 144L46 142V139H47ZM136 137V138H135ZM144 137V138H143ZM45 141V142H44ZM244 143V144H243ZM21 144V145H20ZM244 145V146H243ZM13 146V147H12ZM19 147V148H18ZM29 147V148H27ZM250 147V148H249ZM243 149H248V150H243ZM45 153V154H44ZM55 154V151L53 152ZM256 153H258L256 155ZM0 157L1 158V162H3L4 160V155L0 154ZM33 158H35V160H32ZM32 160V161H31ZM34 161V163H33ZM0 162V163H1ZM33 165L35 167V171H34V168H33ZM245 165V163H244ZM249 164H246L245 166H248ZM244 166V167H245ZM252 166V167H250ZM243 167V168H244ZM242 168V170L244 171V169ZM246 168L248 169V171H246ZM245 168V173L244 172H240L241 174H239V178L236 180V184H232L231 186H227V189L228 190L230 187V189L232 188H236V187H240L239 189L243 192H246L247 193V198H245V204L247 205V207L245 209H243L242 211H238V215L236 217V220L239 221V218L242 217L241 215L245 216L246 214L244 213V211L246 210H250L249 212L252 211V209L249 208L252 207V204H251V198H250V191L253 193V188H252V184L254 185V178L255 176H250L249 173L251 171H254V167L253 165H249L248 167ZM55 170V169H54ZM53 170V171H54ZM49 171V172H50ZM52 171V173H53ZM248 173V175H247ZM88 174V173H87ZM87 174L85 175V177L87 178ZM243 174V176H242ZM247 176H245V175ZM23 178V177H22ZM86 178L84 179L86 181ZM94 178V176H93ZM24 179H27V177H25ZM247 181V183H245V181ZM16 183L19 185L20 183V180L17 179ZM231 183H229L230 185ZM235 185V186H233ZM248 185V186H247ZM98 186H93L91 188H88V190L86 189L85 193L91 191V196L89 197L88 195H83V199L81 201V206H82V210L81 212L79 211L78 213H76L77 215L73 216L72 220L75 221V223H70L68 224L67 223V229H68V238L65 240V243L67 244H71V241L70 240V236H71V233H73V231H75L76 229L78 231H76V233L78 235H82V234H87V235H91V233H94L96 230V225H99L100 223V226L101 227H107V229L110 231V228H111V233L112 232H115L117 234V230H115V228H117L114 224V222H112L109 216L110 213H113L110 211V209H107L106 207V217L107 219H103L101 216L99 218V215H101V213L99 212L100 211V208H102V205H100L101 203V196L99 197V193H97L96 189H97ZM229 187V188H228ZM205 188V186H204ZM203 188V192H206L207 193V188L204 189ZM229 189V191H230ZM245 190V191H244ZM28 191V194H29V199L32 198L31 196V186L28 187L27 189ZM229 191H226L229 193ZM202 192V193H203ZM231 192V191H230ZM206 193L205 194H201V196L204 198V196H206ZM223 198V197H221ZM8 198L5 199L4 201V204L6 203V205H4L5 207H8L10 201L8 200ZM222 200V199H221ZM144 202H146V200H144ZM204 202V203H203ZM160 204H155L156 206H162L163 207H168V204L164 203L163 201H159ZM202 205L205 204V201H201ZM238 204H239V201H234L232 204L228 205L227 208H225V210L223 208H217L215 209L217 212H221L220 213H224V211H227V209H238ZM249 204V206H248ZM144 205H146L144 203ZM165 205V206H164ZM206 205V204H205ZM209 205V204H208ZM100 206V207H99ZM154 207L155 209V212L153 211V207H152V210H149V208L146 206H143L142 208H145V209H140V208H137L135 210V208L133 209V212L131 213V215L129 216V219H133L132 220V223L133 225H136L135 228L137 230V233L138 235L140 236V233L143 232L145 233L144 236H140L141 239H143V241L141 240V244L138 245V244H135L133 243V241L130 239V237H126V236H123L121 235L120 238L117 239V244H116V248L114 249V252H113V259H115V257H119L121 260H128L130 258H135L137 256V252H136V248L137 246L141 247V249L144 248L146 242H147V248H152L153 245H155L157 247V249H160L161 251H163V249L165 248H168L169 249V252L171 253L169 258L170 259H174L175 260V264H178V261L180 262L179 264H181V262L184 261V263L186 261H189V264H212V262L216 261V260H223L220 258V254L222 255H226V251L225 250H228V245H231L232 243L237 245V242H245V243H241L240 245L244 248V252H245V259L247 260H251L253 258V256H259V246L261 244V239L260 241H257L256 245L258 247H254L253 244L251 245L252 241L254 242L255 240H253L255 237L252 238L251 242L249 241V236L251 234H248L246 235L247 233V223H246V226L245 228L242 227L243 230H241L239 233L241 234L240 235V239L237 238V237H232L231 240L228 239L227 240V237L228 235L232 232V231H237L238 232V229H237V225L235 227V229H229L227 227V225L229 223H233V220H232V217L230 216L231 213H228V215H219V216H215L214 217V220L216 222V224H222L223 227L221 229H218L216 234L213 236V235H204V234H201L199 232V226L197 227V233L195 235H189V240L192 241L191 243H186L184 244L183 246H181L180 243H177L175 249H171L170 248V243H171V235L172 234V231L175 229H179V228H184L186 233H191V226L195 223V220H196V217H197V214L200 213V212H197L196 215L194 213L191 214L190 217H188V219L185 217V216H181L180 217H185V219L183 218V220L185 221H180L179 218H177V222L176 224L177 225H174V228H172V231L170 230L171 228H169L167 230V233H166V237H164L162 240H160L159 242L156 241V237H153L155 236V234H153L155 232V229L153 225H155L154 222V219L155 220H160V219H164L165 217L168 218L167 216L169 214L165 213L164 215L163 212H159L157 211V207ZM207 206V205H206ZM206 206H202V208L204 209ZM214 207V206H213ZM212 207V208H213ZM231 207V208H230ZM147 208V209H146ZM11 208H9L10 210ZM224 211H223V210ZM139 210V211H138ZM141 210V211H140ZM14 211V209H13ZM182 211L185 212V209H182ZM145 212V213H143ZM154 212V213H153ZM182 212V214L184 213ZM211 212V211H210ZM209 212V213H210ZM98 213V215H96ZM144 215H142V214ZM247 213V212H246ZM16 215H19V212H16L15 213ZM141 214V216H140ZM230 214V215H229ZM6 214L3 212V209L0 208V219L3 218ZM152 215V216H151ZM194 215V216H192ZM162 216V217H161ZM165 216V217H164ZM239 216V217H238ZM80 217V219H79ZM164 217V218H163ZM193 217V219H192ZM223 217V218H222ZM229 217V218H228ZM231 217V218H230ZM76 218V219H75ZM101 220H99V219ZM190 218H191V222H190V225L188 221H190ZM254 218V219H253ZM257 217L255 216H252V221H253V226L255 225V227H253L254 231L256 232V236L257 234L259 235V232L257 230V221H258V218H257V221L255 220ZM75 219V220H74ZM83 219V220H82ZM187 219V220H186ZM221 222H220V220ZM224 219V221H223ZM231 219V221H230ZM79 220V221H77ZM87 222H86V221ZM108 220V221H107ZM135 220V221H134ZM80 221H83L85 223H82L83 227L80 228L79 227V222ZM110 221V222H109ZM149 221V222H148ZM151 221V223H150ZM246 221V219H245ZM185 222V223H184ZM225 222V223H224ZM247 222V221H246ZM163 223H165V221L163 220ZM182 223V225H181ZM192 223V224H191ZM256 223V224H255ZM114 224V226H113ZM150 224V225H149ZM152 224V225H151ZM185 224V225H184ZM75 225V230L71 228V226ZM166 226H168V224L166 223L165 224ZM181 225V227H180ZM149 226V228H148ZM184 226H187V227H184ZM94 227V228H92ZM142 227V229H141ZM151 227V228H150ZM153 227V228H152ZM145 228H148V229H145ZM159 228V227H158ZM187 228V229H186ZM227 228V229H225ZM93 229V230H92ZM114 229V230H113ZM145 229V230H144ZM161 230H164L163 227L161 226L160 228ZM246 229V230H245ZM149 230V231H148ZM245 230V232H244ZM170 231V232H169ZM148 232V233H147ZM229 232V233H228ZM148 235H147V234ZM169 233V234H168ZM228 233V234H226ZM243 233V234H242ZM246 233V234H245ZM225 235L227 236L225 239V241H223ZM77 236V235H76ZM217 236V237H216ZM242 236V237H241ZM243 236H245L243 238ZM143 237V238H142ZM147 239L145 240L144 239ZM125 238L126 241H125ZM153 238H155L153 240ZM216 238V239H215ZM234 238H237V239H234ZM221 239V241H220ZM233 239V240H232ZM242 239V240H241ZM245 239V240H244ZM248 239V241L246 240ZM129 240V241H128ZM128 241V242H127ZM145 241V242H144ZM222 241H223V244H222ZM231 241V242H230ZM227 242V243H225ZM247 242H248V245L252 246V247H249L247 246ZM250 242V243H249ZM130 243V244H129ZM144 243V244H143ZM160 243V244H159ZM231 243V244H230ZM143 244V245H142ZM151 244V246H150ZM200 245V247H203L204 250L208 253L209 257H210V260L209 261H204L203 260V257L200 256V251H199V248L198 247H195L194 245ZM222 244V245H221ZM259 244V245H258ZM91 246L92 248V244L90 245L89 244V247ZM253 247H254V250H253ZM219 248H223V251H213V249H219ZM248 248V249H247ZM147 249V250H148ZM149 249L151 252L152 250ZM147 251L148 253H151L150 251ZM45 251H47L45 249ZM249 251V252H248ZM255 251V252H253ZM125 253H129L130 255H125ZM91 254H93V251H91ZM92 257H97V253L92 256ZM247 257V258H246ZM96 262H98L97 264H99V260L96 259L95 260V264Z\"/></svg>",
    "mask_w": 264,
    "mask_h": 264
},
{
    "label": "snow or ice",
    "instance_id": "3",
    "mask_svg": "<svg viewBox=\"0 0 264 264\" xmlns=\"http://www.w3.org/2000/svg\"><path fill=\"white\" fill-rule=\"evenodd\" d=\"M79 8V5H76ZM133 8V4L130 0H123V3L118 6V12L116 16V22L120 23L122 19H128L131 15L130 9ZM128 15H125V14ZM110 30V29H109ZM33 53L36 49L33 48ZM30 59L28 63H31L32 53L29 54ZM257 75H260L257 73ZM51 76H49V80ZM264 85V76H261L260 82L256 84L257 91L259 92ZM264 100V96H262ZM261 111L264 113V104L261 106ZM18 115V113H17ZM103 119V118H102ZM135 119V117H130ZM127 129H120L117 133V139H123V133ZM259 131L261 136L259 138L253 137L254 143L252 144V149L256 147V141L259 142V159L253 155L252 151H248L246 154H241V162L245 161L249 165H253L254 171L250 172V176H255V183L253 188V194L251 196L252 211L245 215L247 221V234L250 241L253 237L261 239V244L259 246V256H253L249 261L245 259L243 252L239 259H234L232 256H228L223 260H216L212 264H264V122L259 125ZM0 154L4 155V160L0 163V208L3 212L7 214L9 208L14 209L12 214V226L11 229L8 226L0 228V264H81L80 256L78 255L75 247H70L69 244L65 243L67 239V223H75L72 220L71 213L74 211L73 205H79L81 197L85 195L84 189L82 187H75L71 182L67 180H61L60 188H53L52 192L47 194L45 200L41 196V189L47 185L45 181L44 185L39 183L33 184L30 174L27 173V169L23 168L21 165V157L19 153L13 149V154L9 157L4 149H0ZM97 156V151H93V167L96 171L99 170L100 165L95 163V158ZM34 159V158H33ZM182 163V162H181ZM175 166V164H174ZM242 164H238V169ZM34 171L35 167L33 165ZM183 171L181 167L179 169ZM155 174V173H154ZM131 176V171L129 172ZM201 175H203V170L201 169ZM167 176V172H165ZM22 177H27L23 179ZM17 179L20 180L19 185L16 183ZM42 179V177H40ZM101 183L104 188L110 182L102 174L99 176ZM191 166L189 165V172L186 173V180L191 181ZM53 183H55L53 181ZM86 183L89 188L93 185V174L92 171L88 172ZM247 183V181H245ZM116 184H120L119 178H116ZM208 185V194L204 197L206 201L214 202V207L211 212L198 213L195 223L191 226V233H185L184 228L175 229L171 234L170 248L175 249L177 243L183 246L186 243H191L189 240V235H195L197 233V227L199 226V232L204 235H215L218 229L223 227L222 224H216L214 217L221 215L217 212V208H227L228 205L232 204L234 201H239L238 209H227L223 214L228 215L231 213L233 223L227 225L229 229H235L239 221L236 220L238 211L243 210L247 207L245 204V198H247V193L242 192L239 187L233 188L230 193L228 192H213L215 187V182L211 177H206L198 182L197 193H201L204 185ZM177 191L175 197L171 201L172 208L169 209V227H173L176 223V219L179 218L183 222V217L178 216L175 209L187 207L189 209L198 210L202 205L196 204L189 199L188 192H181L180 185L181 182L177 180ZM31 186L32 198L29 199L28 187ZM186 187L190 188L191 184H186ZM62 189V191H61ZM97 193L101 192V188L96 189ZM54 193V194H53ZM128 195L132 196L134 201L137 198V191L131 186L128 190ZM86 195L91 196V191L87 192ZM124 193H121L123 196ZM57 196L60 197L62 203L57 201ZM221 197L223 199L221 200ZM8 198L10 201L8 207L4 206L5 199ZM141 200H146V206L151 210L154 204H159V201H153L150 196V192L147 186H145L144 193L139 197ZM165 201L167 198L165 197ZM43 203H46L48 209V218L44 221V227H41L37 222L38 217H42L44 208ZM55 204V206H54ZM35 207V215L31 211V208ZM19 212V215L15 213ZM203 216V220L200 217ZM252 216L258 218L257 230L259 236H256V232L253 231V221ZM131 219V218H130ZM151 223V221H150ZM7 225V221H6ZM167 228L165 232H167ZM145 233L141 232L140 236H144ZM240 233L237 231H232L227 239L232 237H240ZM93 246L97 253V257L89 256L87 258L86 264H95V260H99V264H175L174 259H170V252L168 248L157 249L155 245L152 246L153 250L151 253L147 252V244L141 249L139 246L136 248L137 256L135 258H130L128 260H121L119 257H115L112 261L106 259L102 252V235L99 232L93 233ZM73 245L79 243L78 240L73 239ZM15 244V247H13ZM199 248L200 256L203 257L204 261H209L210 257L208 253L200 245H194ZM45 249L47 251H45ZM231 251V249H229ZM93 251L92 248L89 252ZM213 251H223V248L213 249ZM114 255V254H112ZM125 255H130L125 253ZM183 264V262H181Z\"/></svg>",
    "mask_w": 264,
    "mask_h": 264
}]
</instances>
